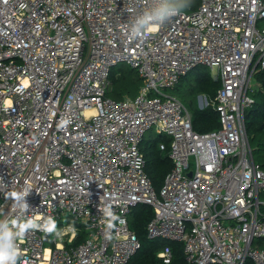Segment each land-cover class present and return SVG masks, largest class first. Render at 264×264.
Returning a JSON list of instances; mask_svg holds the SVG:
<instances>
[{
	"label": "built area",
	"instance_id": "1",
	"mask_svg": "<svg viewBox=\"0 0 264 264\" xmlns=\"http://www.w3.org/2000/svg\"><path fill=\"white\" fill-rule=\"evenodd\" d=\"M158 2L0 0V219L75 220L52 246L50 233L27 231L17 264H127L141 246L128 216L141 203L153 210L147 237L181 242L186 264H264V168L244 118L264 68V0H199L132 36ZM121 62L142 85L113 99ZM197 65L220 79L212 97L198 95L219 117L204 132L164 91ZM153 126L172 161L158 192L140 149ZM26 187L21 211L11 194ZM105 205L120 218L107 231ZM156 255L169 264L170 245Z\"/></svg>",
	"mask_w": 264,
	"mask_h": 264
},
{
	"label": "trees",
	"instance_id": "2",
	"mask_svg": "<svg viewBox=\"0 0 264 264\" xmlns=\"http://www.w3.org/2000/svg\"><path fill=\"white\" fill-rule=\"evenodd\" d=\"M198 3L199 0H187V6L182 10L188 11L194 9ZM115 73L116 72L113 68L110 72V79L113 88L108 92V95L113 99H122L119 91L115 89L114 83L120 78L126 80L128 78L130 79V77L124 75L123 71H121V73L118 74L119 78H115ZM194 74V80L192 79L193 82L191 87L206 92V95L212 97L215 94L216 89L220 86V79L218 77L212 78L209 72L202 70L200 73L196 72ZM136 76L139 78L137 72ZM185 77V75L181 76L178 82L185 79ZM254 80L258 85V89L252 94L254 102L245 110L244 118L246 133L251 146L253 158L264 168V68L255 70ZM178 82L176 84H178ZM188 105L190 108L188 109L191 112L192 127L195 131L204 132L219 126L218 114L213 110L212 106L207 105L204 107H198L192 102H189ZM162 141L165 144V149L163 150L160 149L154 141H151V139L147 140L143 138L140 143V149L145 158L144 168L149 175L152 186L156 192L159 191L166 173L172 166V161L167 155L169 138L164 136ZM152 214V207L145 203L137 204L130 210L128 216L129 227L137 235L141 246L127 264H162L156 254L164 244H169L172 250V260L169 264H186L181 242L169 241L162 238L152 240L147 237L145 226ZM82 236L83 232L81 231V233L75 237L73 242H79Z\"/></svg>",
	"mask_w": 264,
	"mask_h": 264
},
{
	"label": "clouds",
	"instance_id": "3",
	"mask_svg": "<svg viewBox=\"0 0 264 264\" xmlns=\"http://www.w3.org/2000/svg\"><path fill=\"white\" fill-rule=\"evenodd\" d=\"M187 6V0H159L157 5L149 11L141 13L137 18V24L132 30V36L148 32L156 27V23L163 22L170 16L180 12ZM30 187L12 193L13 204L21 211L29 208L25 197ZM106 219V231L114 226V221L120 219L113 211L111 205H105L102 209ZM34 228H41L46 233H54L56 236L61 231L56 228L55 221L52 217H47L42 223L37 222L33 217L0 219V264H17L20 257L18 240L23 235Z\"/></svg>",
	"mask_w": 264,
	"mask_h": 264
},
{
	"label": "rangeland",
	"instance_id": "4",
	"mask_svg": "<svg viewBox=\"0 0 264 264\" xmlns=\"http://www.w3.org/2000/svg\"><path fill=\"white\" fill-rule=\"evenodd\" d=\"M113 68L116 72L115 78L119 76L118 74L121 73V71H123L124 75H128V77H130V79L128 78L126 80H123L122 78H120L118 79L117 82L114 83L115 89L119 91L121 98L134 97L138 93V90L140 86L142 85V80L136 76L135 70L129 67V65L124 62L117 64L116 66L112 67V69ZM201 70L209 72L212 78H217L216 71L214 70V68L210 69L207 66L197 65L188 74L185 75L186 76L185 79L178 82V84L174 85L173 87L165 88L164 91L167 94H170V95H173L179 98L188 108H189V105H188L189 102H192L194 105L196 104V106L200 107L198 103V95L203 94V93L206 94V92L200 91L198 89H193L191 87V84L193 82L192 79L194 80L193 78L195 75L194 73L196 72L200 73ZM253 79L251 80V83L254 85L256 83ZM112 88H113V84H112ZM252 94L254 93L252 92ZM164 136L168 137L165 133L159 132V130L153 126L152 128H150L149 130L145 132L144 139H147V140L151 139V141H154L155 144H158V142H160ZM259 197H260V200L262 201L264 200L263 191L259 193ZM74 221L75 220H73L69 216H64L61 219L55 221L56 228L60 230L61 227L65 224L74 225ZM53 235L55 234L54 233L49 234V240L45 242V245L52 246L51 238ZM150 239L154 240V239H161V238L157 237V238H150Z\"/></svg>",
	"mask_w": 264,
	"mask_h": 264
},
{
	"label": "crops",
	"instance_id": "5",
	"mask_svg": "<svg viewBox=\"0 0 264 264\" xmlns=\"http://www.w3.org/2000/svg\"><path fill=\"white\" fill-rule=\"evenodd\" d=\"M159 134H161V133H159ZM162 141V140H161Z\"/></svg>",
	"mask_w": 264,
	"mask_h": 264
},
{
	"label": "water",
	"instance_id": "6",
	"mask_svg": "<svg viewBox=\"0 0 264 264\" xmlns=\"http://www.w3.org/2000/svg\"><path fill=\"white\" fill-rule=\"evenodd\" d=\"M190 174V172H188Z\"/></svg>",
	"mask_w": 264,
	"mask_h": 264
}]
</instances>
